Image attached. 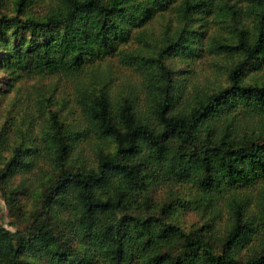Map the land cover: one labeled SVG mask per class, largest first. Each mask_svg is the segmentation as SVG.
Instances as JSON below:
<instances>
[{
	"label": "trees",
	"instance_id": "16d2710c",
	"mask_svg": "<svg viewBox=\"0 0 264 264\" xmlns=\"http://www.w3.org/2000/svg\"><path fill=\"white\" fill-rule=\"evenodd\" d=\"M7 6L0 198L19 221L0 264H264V0ZM46 76L76 110L41 92L36 128L9 96Z\"/></svg>",
	"mask_w": 264,
	"mask_h": 264
},
{
	"label": "rangeland",
	"instance_id": "374dc122",
	"mask_svg": "<svg viewBox=\"0 0 264 264\" xmlns=\"http://www.w3.org/2000/svg\"><path fill=\"white\" fill-rule=\"evenodd\" d=\"M6 2L8 6L5 7L4 9L5 11H9L11 6V0H6ZM212 28L217 29L218 25L214 24ZM151 30L153 33L151 34V37L149 39L153 42V40L158 38L159 33H156L158 31V27L155 25L154 29ZM135 45H133V47ZM114 66H116L115 73L117 77L123 75H129L130 77H132L133 75H135V72L133 74L131 70L125 69L117 63ZM200 66H202L203 68L201 72L203 83H210V82L213 83V81H217L218 79L220 80L224 77L223 75H221V73H219L217 79L216 71H215L216 67L215 66L211 67L208 62V59H205ZM200 66L198 68H200ZM3 75L4 73L0 72V81L3 80L1 79V76ZM45 91L47 93L53 92L55 99H59L60 101L61 99L65 100L62 106L63 111L69 112L76 110L71 93L72 91L71 83L63 76H46V77L22 79L20 81L18 88H16L12 93H10L9 97L11 99H16L15 110H13L14 115H16L17 118L21 117L22 114L25 115V113H27L28 115H32L34 117V121H36L35 127L39 128L41 124L40 110L38 105H36L34 102H35V98L39 96V93ZM58 105L61 106L60 103ZM28 184L30 185V183ZM30 189L32 190L33 188L30 186ZM0 199H1L0 224L4 225L7 228L14 229L16 227L15 224H17L15 222L19 220H17V218L9 210V207L6 205L4 199L3 198ZM189 217L191 221L198 219L197 215H189Z\"/></svg>",
	"mask_w": 264,
	"mask_h": 264
}]
</instances>
